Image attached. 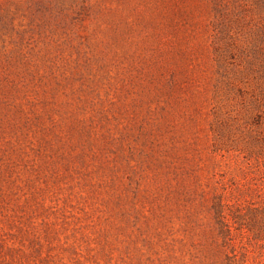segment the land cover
I'll return each mask as SVG.
<instances>
[{"label": "rangeland", "instance_id": "rangeland-1", "mask_svg": "<svg viewBox=\"0 0 264 264\" xmlns=\"http://www.w3.org/2000/svg\"><path fill=\"white\" fill-rule=\"evenodd\" d=\"M0 264H264V0H0Z\"/></svg>", "mask_w": 264, "mask_h": 264}]
</instances>
